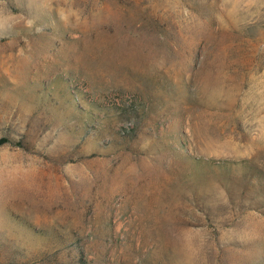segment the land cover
<instances>
[{
	"label": "rangeland",
	"instance_id": "obj_1",
	"mask_svg": "<svg viewBox=\"0 0 264 264\" xmlns=\"http://www.w3.org/2000/svg\"><path fill=\"white\" fill-rule=\"evenodd\" d=\"M0 264H264V0H0Z\"/></svg>",
	"mask_w": 264,
	"mask_h": 264
},
{
	"label": "trees",
	"instance_id": "obj_2",
	"mask_svg": "<svg viewBox=\"0 0 264 264\" xmlns=\"http://www.w3.org/2000/svg\"><path fill=\"white\" fill-rule=\"evenodd\" d=\"M4 142V141H3Z\"/></svg>",
	"mask_w": 264,
	"mask_h": 264
}]
</instances>
